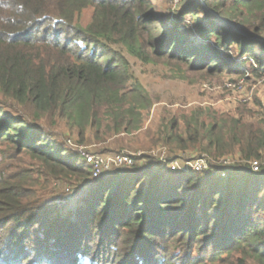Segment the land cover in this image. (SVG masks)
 Returning a JSON list of instances; mask_svg holds the SVG:
<instances>
[{"label": "trees", "instance_id": "1", "mask_svg": "<svg viewBox=\"0 0 264 264\" xmlns=\"http://www.w3.org/2000/svg\"><path fill=\"white\" fill-rule=\"evenodd\" d=\"M203 1L247 33L206 17L198 0H178L172 21H155L147 0H0V147L23 156L0 170V264H264V102L254 121L184 114L152 134L150 146H169L170 158L190 149L230 159L223 175L213 166L175 175L145 157L94 178L41 122L63 119L67 139L82 144L139 133L152 101L120 47L143 60L146 48L152 59L205 65V74L244 76L247 60L264 72V0ZM86 8L81 27L74 20ZM231 45L241 58L232 68L220 56ZM27 164L45 180L75 184L68 209L33 187Z\"/></svg>", "mask_w": 264, "mask_h": 264}, {"label": "rangeland", "instance_id": "2", "mask_svg": "<svg viewBox=\"0 0 264 264\" xmlns=\"http://www.w3.org/2000/svg\"><path fill=\"white\" fill-rule=\"evenodd\" d=\"M177 1L178 0H147V3L149 4V10L155 13V21L162 20V18L165 21H172L175 17V10L180 8ZM198 3L203 9L204 15L209 19L216 21L218 24L228 29L247 33V30L243 28L241 24L236 23L237 21L234 22L225 19L227 21L224 24L220 21V19L224 20V18L219 16L217 12L207 8L203 0H198ZM91 12V8L83 9L80 14L75 17V24L85 27L90 21ZM189 19L190 17L187 16L184 22ZM198 19L201 20L202 16H199ZM189 21L191 22V19ZM208 44L212 46V40H210ZM119 50L122 51V54L127 58L134 80L147 91L152 101L149 110H143L142 127L139 133H135L132 136L120 135V137L110 139L107 143L101 145L93 143H75L72 140H70L72 145H69L70 143L67 142L69 139L67 138H72L73 135L69 127L65 124V121L58 117H45L41 122L44 129H46V134L53 136L64 146H68L71 149V153L73 152L78 156L79 154L76 152L80 148H83V150L89 154L102 156L111 153L125 152L130 154L134 159L135 163L133 165L139 164L141 160H146L145 157H151L157 164L158 162L165 164L166 168H168L167 170L175 175L188 170H195L190 166V162L192 163L198 158H204L207 163L205 171L210 170V166H213L215 170H218L216 172L219 175H223L222 168L225 165L218 163V160L222 158L215 159L206 154L198 155L190 149L178 151L175 153L174 157L170 158L169 146L165 144L150 146L149 141H151L152 134L158 130V126H160L161 122L172 116L179 118L181 123V116L184 114H201L204 112L205 114H245L248 117L245 116L247 120L254 121L259 117L258 114L262 113V109L259 108L257 101L264 102V72H260L258 76L252 73L250 67H252L251 65L254 66L253 61L247 60L244 65V76L235 73L234 70L205 74L203 71L205 65H201V67H196V70H192L189 69L186 64H183L177 57H168V60L165 57L152 59L150 57V50L146 48L143 49V52L149 55L146 60L135 57L125 48L120 47ZM237 53L236 47L231 45L228 51L221 50L220 56L223 60L228 62L232 68V62H240L241 60L240 55ZM243 58L245 57H242V59ZM143 144L145 145L144 148L137 149ZM1 146L0 148L3 150L0 152V170L10 167L11 163L7 161L9 157L12 156L19 160L23 158L22 155H14L15 151L11 146ZM135 148L137 150H134ZM162 152H164L163 155ZM237 158L236 156V158L233 159ZM1 159H3V161ZM83 161L91 168V164L88 161ZM26 169L34 180L33 187L36 188V190L45 189L52 193V198H60V200H56L52 203H55V205L59 204L62 211L71 206L73 201L77 198V194L80 192L75 189L76 186L74 183H61L59 181L50 182L47 179L45 180L44 177L37 175L38 168L35 165L27 164ZM116 169L118 168H112L106 172H102L96 177L92 174V177H105ZM46 201L50 202L49 200Z\"/></svg>", "mask_w": 264, "mask_h": 264}, {"label": "built area", "instance_id": "3", "mask_svg": "<svg viewBox=\"0 0 264 264\" xmlns=\"http://www.w3.org/2000/svg\"><path fill=\"white\" fill-rule=\"evenodd\" d=\"M69 145H72L70 140H67ZM76 153L79 154L84 160L88 161L91 164V172L96 177L99 176L102 172H106L112 168H120L124 166H132L134 164V159L132 156L125 152L120 153H111L106 155H95L89 154L83 148H80ZM164 152H162V155ZM218 163L228 164L230 163V159L222 158L218 160ZM190 166L198 171H204L207 168V163L204 158H198L194 160L192 163L190 162ZM258 169L257 162L251 163V171H256Z\"/></svg>", "mask_w": 264, "mask_h": 264}]
</instances>
